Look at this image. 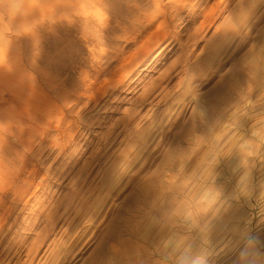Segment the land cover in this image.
Segmentation results:
<instances>
[{
  "label": "rangeland",
  "instance_id": "374dc122",
  "mask_svg": "<svg viewBox=\"0 0 264 264\" xmlns=\"http://www.w3.org/2000/svg\"><path fill=\"white\" fill-rule=\"evenodd\" d=\"M176 1L171 29L159 13L144 31L135 0H0V264H264V0ZM153 24L163 40L127 74ZM93 75L120 88L89 112Z\"/></svg>",
  "mask_w": 264,
  "mask_h": 264
},
{
  "label": "bare ground",
  "instance_id": "6f19581e",
  "mask_svg": "<svg viewBox=\"0 0 264 264\" xmlns=\"http://www.w3.org/2000/svg\"><path fill=\"white\" fill-rule=\"evenodd\" d=\"M143 0H135V7H133L134 8V10H132L133 12H135L136 13V19L138 20V23H139V27L140 28H142L143 30L145 29V28H147V27H149L150 25H151V23L153 22V20H155V18L157 17V15L159 14V13H162L161 15H159V16H162V23H166V26L168 25V26H170V29H171V24L173 23V22H175L176 21V19L171 23V20H169V22L171 23H169L168 21H167V19L169 18V17H167L168 16V14H169V10L171 9V6L172 7H175V5L177 4H179L176 0H169L168 2H166V4H162L161 2H160V0H153V2H152V4H150L149 5V7L147 8V9H145L144 11H142V10H139V9H137V8H139V6L141 5V2H142ZM151 1V0H150ZM204 1V0H203ZM206 1V0H205ZM222 1V0H221ZM225 1V0H224ZM227 1V0H226ZM148 2V1H147ZM177 2V3H176ZM218 2V1H217ZM216 2V3H217ZM228 2V1H227ZM248 2V1H247ZM250 2V1H249ZM99 3V2H98ZM168 3V4H167ZM203 3V2H202ZM215 3V2H214ZM215 3V4H216ZM197 4H199V3H197ZM196 3H195V5H197ZM229 4V3H228ZM246 4V3H245ZM200 5V4H199ZM204 5H206V4H204ZM220 5V4H219ZM219 5L218 6H212L207 12H206V14H205V17L207 18L209 15H211L210 17H212L213 16V13H215L216 12V10H218L219 8ZM105 6V5H104ZM144 6V5H143ZM148 6V5H147ZM209 6V5H208ZM207 6V7H208ZM225 6V5H224ZM247 6V5H246ZM176 7H179V6H176ZM193 7L194 6H192V8L189 10V12H188V14H187V16H189L190 18H192V15H193ZM126 8H128V7H126ZM166 9L167 10V12H165L163 9ZM181 8V7H180ZM204 8V7H203ZM202 8V9H203ZM221 8V7H220ZM224 8V7H223ZM222 8V9H223ZM129 9L130 8H128V10L127 11H129ZM176 8H174V10L173 11H176L175 10ZM207 10V9H206ZM225 10H226V7H225ZM123 11V10H122ZM126 11V12H127ZM131 11V12H132ZM164 11V12H163ZM195 11V10H194ZM229 11V10H228ZM227 11V15L230 13V12H228ZM171 12H172V10H171ZM183 12V11H182ZM175 13V12H174ZM178 13V12H177ZM126 14V13H125ZM129 14V13H128ZM171 14V13H170ZM169 14V15H170ZM172 14H173V12H172ZM179 14H180V12H179ZM127 15V14H126ZM178 15V14H177ZM174 16V15H173ZM231 16H232V14H231ZM230 16V17H231ZM171 17H172V15H171ZM178 17V16H177ZM209 17V19L211 20L212 18H210ZM228 17V16H227ZM176 18V17H175ZM181 18V17H180ZM229 18V17H228ZM158 19V18H157ZM171 19V18H170ZM173 20V19H172ZM157 21V20H156ZM181 21V20H180ZM143 22H145V23H143ZM211 22H213V21H211ZM227 22V21H226ZM161 23V24H162ZM209 23V22H208ZM155 24H156V22H155ZM161 24H159V25H157L156 27L154 26V24H153V26H154V30L153 31H151V32H149L146 36H145V38L143 39V40H141L140 41V43H139V53H135L134 51H131L130 53H129V55L126 57V60L124 61V60H122L124 63L122 64V65H124L125 66V68H126V71H127V74L132 70L131 68H130V66L128 65V63H130L134 58H136L137 57V55L138 54H140L139 55V58L140 57H142V59L143 58H147V56L148 55H150L151 54V52L153 51V49H154V47L156 46L157 47V45L160 43V41L161 40H163V39H160L162 36H164L166 33H165V31L164 32H160L159 31V28H160V26H161ZM176 24V23H175ZM163 25V24H162ZM223 25H224V23H223ZM222 25V26H223ZM229 25V21H228V23H227V26ZM221 26V25H220ZM225 26V25H224ZM105 27H106V25H105ZM176 27V26H175ZM216 27V26H215ZM150 28H151V26H150ZM169 28V27H168ZM218 28H219V26H218ZM217 28V29H218ZM228 28H229V26H228ZM197 29V28H196ZM202 29H203V27H202ZM151 30V29H150ZM197 30H200V28H198ZM93 31V30H92ZM106 31V30H105ZM111 31V30H110ZM145 31V30H144ZM172 31V30H171ZM170 31V32H171ZM192 31H194V30H192ZM88 32V31H87ZM216 33L218 32V31H215ZM141 33H142V31H141ZM171 33H173V31L171 32ZM192 33V32H191ZM219 34H220V32H218ZM221 33H222V31H221ZM136 34V33H135ZM140 34V33H139ZM130 36L129 37H133V36H131V34H129ZM169 35H170V33H169ZM177 35V34H176ZM190 35V34H189ZM224 34L222 33V37H224L223 36ZM95 36H97V35H95ZM111 36V35H110ZM141 36L142 35H140V38H141ZM143 36V37H144ZM227 36V35H226ZM88 37H90V36H88ZM87 37V38H88ZM165 37H167V36H165ZM172 37V36H171ZM173 37H176V36H173ZM220 37H221V35H220ZM86 38V37H85ZM84 38V39H85ZM97 38V37H96ZM127 38V37H126ZM188 38V37H187ZM91 39L92 38H90V41H91ZM158 39H160L159 41H157L156 42V40H158ZM189 40H187L188 42L190 41V43H192V45L194 44H196V43H198V41L201 39V37H200V39H199V31H198V33L197 32H195L194 34H192V36L191 37H189L188 38ZM132 40V39H131ZM138 40H140V39H138ZM89 41V42H90ZM104 41V40H103ZM134 41V40H133ZM179 41V40H178ZM181 41V40H180ZM179 41V42H180ZM93 42H94V40H93ZM137 42V41H136ZM135 42V43H136ZM183 42V41H182ZM179 43V44H183V43ZM92 43V42H91ZM96 43V42H95ZM98 43V42H97ZM101 43V42H100ZM189 45V44H188ZM188 45H187V43L185 44H183V45H181V47H182V52L180 53V60H179V62L178 63H180V64H178L179 65V67L180 68H178V72L180 73V74H185L187 71H188V69L190 68V64L188 63V60L190 59V57L192 56V50H190V48L188 47ZM96 46V45H95ZM99 46V45H98ZM125 46H126V44H125ZM180 46V45H179ZM93 47V46H92ZM91 47V48H92ZM130 50H132V49H130ZM110 51V50H109ZM108 51V52H109ZM113 51V50H112ZM127 52H128V50H126ZM119 52V51H118ZM122 53H123V51H122ZM125 53V52H124ZM123 53V54H124ZM154 53V52H153ZM114 54V53H113ZM120 54V53H119ZM123 54H121V56H123ZM83 56V55H82ZM106 55H104V57H105ZM126 56V55H125ZM150 56H152V55H150ZM103 57V56H102ZM103 57V58H104ZM111 57V56H110ZM102 58V59H103ZM108 58H109V56H108ZM108 58H107V60H108ZM115 58H118V54H116V55H114V57H113V59H115ZM154 58V57H153ZM65 59V58H64ZM106 60V61H107ZM135 60V59H134ZM140 60V59H139ZM59 61H60V59H59ZM63 61V59L59 62V63H63L62 62ZM105 61V60H104ZM149 61H150V59H149ZM65 62V61H64ZM67 62V61H66ZM65 62V63H66ZM99 62V61H98ZM109 62V61H108ZM107 62V63H108ZM119 62H121V61H119ZM135 62V61H134ZM147 62V61H146ZM100 63V62H99ZM106 63V64H107ZM143 63H144V61H143ZM152 63V62H151ZM68 64V63H67ZM145 64V63H144ZM66 65V64H65ZM65 65H63L64 67H65ZM131 65H133V64H131ZM140 65V64H139ZM59 66V65H58ZM62 66V67H63ZM102 65H100V67H101ZM142 66V65H141ZM147 66H148V64H147ZM174 66V65H173ZM176 66V65H175ZM57 67V66H56ZM60 67V66H59ZM94 67V66H93ZM92 67V68H93ZM108 67V66H107ZM114 67H116V66H114ZM113 67V68H114ZM137 67V66H136ZM66 68H68V67H66ZM166 68H168V67H166ZM170 68V67H169ZM173 68V67H172ZM134 69V68H133ZM58 70V69H57ZM59 70H60V68H59ZM168 70V69H167ZM167 70L165 69V71L160 75L159 74V77H158V81L155 79V81H154V83H150L149 85L150 86H147L146 87V89H144V90H147V95H146V93H145V91H144V94L146 95V97L144 98V96H142L144 99L143 100H141L140 98H142V97H140V96H138V97H140V98H136L137 100H139L140 99V103H138V104H143V102H145V99L147 98V97H149V95H151V94H153L154 92L152 91V92H150L149 93V90H151V89H159V90H161V92L163 91V90H165L164 89V84H162L163 82H164V80L165 79H167L168 78V75H169V72H170V69H169V71L167 72ZM92 71H94V70H92ZM102 71H104L103 69H100V68H98V70L96 71L98 74H101L102 73ZM112 71H113V69H112ZM112 71H111V75H112ZM125 71V72H126ZM133 71V70H132ZM131 71V72H132ZM64 72V71H63ZM71 72V71H70ZM69 72V73H70ZM95 72V71H94ZM62 73V72H61ZM119 73V72H118ZM113 74H115V72L113 73ZM120 74V73H119ZM130 74V73H129ZM60 76V75H59ZM94 76V78H91L90 79V81H89V83H88V85H86V84H84L85 85V87H83V89H82V87L81 86H79V87H81V89L84 91V94L86 95V98H87V100L88 101H86V102H83V108H85V109H87V111H93L97 106H99L100 105V103L102 104V103H104V101H103V99H102V97L101 96H98L99 95V92L101 91V90H99V88H103V83H102V81H100V78H101V75H100V78L98 77V76H95V75H93ZM115 77L117 76V75H114ZM66 78L67 77H65V81H66ZM128 78V77H127ZM112 79H113V77H112ZM69 80V79H68ZM72 80V79H71ZM89 80V79H88ZM157 81V82H156ZM181 81H182V79L181 78H179V80H178V82L175 84V85H178L179 83H181ZM99 82H101L99 85H97V83H99ZM104 82V81H103ZM156 82V83H155ZM60 83H61V81H60ZM63 83H65V82H63ZM69 83H72V82H69ZM124 83H125V81H124ZM62 84V83H61ZM67 84V83H66ZM65 84V85H66ZM127 84V83H126ZM63 85V84H62ZM123 85V84H122ZM175 85H173L172 86V88L171 89H173V87L175 86ZM83 86V85H82ZM127 86V85H126ZM117 87H118V85H114V84H111L110 85V87H109V89L108 90H104V88L102 89V91H104V93H106V94H111L112 95V92L113 91H118V89L120 88H118L117 89ZM149 87V88H148ZM54 88V87H53ZM60 88V87H59ZM62 88H64L65 89V87H64V85H63V87ZM124 88V87H123ZM148 88V89H147ZM168 88V87H167ZM78 89V88H77ZM80 89V88H79ZM78 89V90H79ZM81 89L78 91V92H81ZM61 90V89H60ZM120 90H122V89H120ZM62 91V90H61ZM64 91H66L67 92V89L66 90H64ZM101 91V92H102ZM158 91V90H157ZM100 92V93H101ZM120 92V91H119ZM142 92V91H141ZM166 92V91H165ZM121 93V92H120ZM155 93H157V92H155ZM61 94V93H60ZM66 94H69V93H65L64 95V99H65V97L67 96ZM157 94H159V93H157ZM170 94V93H169ZM83 95V94H82ZM82 95H80V96H82ZM141 95H143V94H141ZM60 96H62V98H63V94H61ZM84 96V95H83ZM82 96V97H83ZM105 96V95H104ZM103 96V97H104ZM160 96V95H159ZM170 96V95H169ZM85 97V96H84ZM152 97V96H151ZM67 98V97H66ZM105 98V97H104ZM160 100L161 101H164V103L165 104H167V95H166V93L165 94H161V96H160ZM153 99V98H152ZM77 100V103H78V101H79V98L78 99H76ZM76 100H75V102H76ZM151 102V100H148V102ZM137 102V101H136ZM146 103V102H145ZM155 103V102H154ZM163 103V102H162ZM103 105V104H102ZM140 105V106H141ZM158 105V104H157ZM101 106V105H100ZM69 107V106H68ZM102 107V106H101ZM70 108H72V106L70 107ZM81 108V107H80ZM99 108V107H98ZM97 109V108H96ZM132 109V108H131ZM135 109V108H134ZM136 109H139V108H136ZM152 109V108H151ZM67 110H69V109H67ZM81 110V109H80ZM99 110V109H98ZM148 110V109H147ZM70 112H71V110L70 111H68V113L69 114H67L68 116L69 115H71L70 114ZM77 112V111H76ZM150 113H151V111H149ZM148 112V113H149ZM78 113V112H77ZM130 112L128 111V116L127 115H125V118L122 120V128H123V126L127 129V128H129L128 126L132 123V120L134 121V118L136 117V115H137V111H135V110H133L130 114H129ZM73 115V114H72ZM80 113H79V116L76 114L75 115V119H78V118H80ZM86 115V114H85ZM84 115V116H85ZM89 115V114H88ZM142 115V114H141ZM150 115V114H149ZM148 115V116H149ZM152 115V114H151ZM76 116L78 117V118H76ZM82 116V115H81ZM87 116V115H86ZM127 116V117H126ZM71 117L72 116H69V117H66V116H63L62 117V119H61V121H60V123H65V124H67V123H70V122H73V120L74 119H71ZM83 117V116H82ZM88 117V116H87ZM139 117V116H138ZM152 117V116H151ZM147 118V117H146ZM60 120V119H59ZM85 121H87V119H84ZM84 120H82V121H84ZM153 120H155L154 118H153ZM75 121V120H74ZM84 121V122H85ZM79 122H81V120L79 121ZM138 122V121H137ZM150 122H152L153 123V121H151L150 120ZM83 123V122H82ZM150 124V123H149ZM137 125V124H136ZM56 127H57V129L59 130L58 132H61V133H65V131H66V127H62L61 125H59V123H57L56 125H55ZM131 126V125H130ZM125 128H124V130H125ZM108 131H109V129H108ZM111 131V130H110ZM134 131V130H133ZM106 132V131H105ZM126 133V132H125ZM134 133V132H133ZM59 134V133H58ZM117 134V133H116ZM115 134V135H116ZM128 134H130V133H128ZM135 134V133H134ZM46 135V134H45ZM44 136V135H43ZM47 136V135H46ZM132 136H133V134H132ZM131 136V137H132ZM45 137V136H44ZM103 137V136H102ZM115 137V136H114ZM129 138H130V136H128ZM128 137H127V139H128ZM42 138V137H41ZM135 138V139H134ZM132 140H131V142H128V141H130V140H128L127 142V144L124 146V148L122 147L121 149L122 150H120V154L118 155V157L120 158L119 160H128V158H132L133 156H135L136 154L135 153H132L133 152V149H134V142H136V141H138L139 139H140V137H139V135H138V137L136 136V137H134ZM74 139V138H73ZM104 139H105V137H104ZM75 140V139H74ZM124 140V139H123ZM55 141V140H54ZM109 141V140H108ZM133 141V142H132ZM56 142H57V140H56ZM69 142V141H68ZM124 142V141H123ZM126 142V141H125ZM53 143V142H52ZM65 143H67V142H65ZM65 143H64V145H65ZM113 143V142H112ZM122 143V142H121ZM133 143V144H132ZM55 144V143H54ZM57 144H58V142H57ZM119 144H120V142H119ZM56 145V144H55ZM71 145V144H70ZM53 146V145H52ZM67 146V145H66ZM41 147H43V146H41ZM109 147V146H108ZM44 148V147H43ZM60 148L62 149L63 147H62V144H61V146H60ZM64 149V148H63ZM67 149V148H66ZM68 150V149H67ZM59 151H61V150H59ZM65 152H66V150H65ZM60 153V152H59ZM58 153V154H59ZM63 153H64V151H63ZM100 155V154H99ZM117 157V158H118ZM118 161V160H117ZM118 163V162H117ZM115 165V164H114ZM115 167V166H114ZM83 179V178H82ZM78 180H80V181H83V182H86V180L87 179H83V180H81V179H78ZM72 181H74V180H72ZM82 182V183H83ZM75 184H77V183H75ZM96 184V183H95ZM97 184L99 185V186H102L103 184H104V181H103V179H100L98 182H97ZM79 185V184H78ZM81 185V184H80ZM82 185H84V183L82 184ZM95 186V185H94ZM93 186V187H94ZM96 188H97V185L95 186ZM94 187V189H96ZM93 189V188H92ZM90 191V190H89ZM91 192H93V191H91ZM73 197V196H72ZM71 199V198H70ZM82 204V203H81ZM83 206V205H82Z\"/></svg>",
  "mask_w": 264,
  "mask_h": 264
},
{
  "label": "snow or ice",
  "instance_id": "6c2138e0",
  "mask_svg": "<svg viewBox=\"0 0 264 264\" xmlns=\"http://www.w3.org/2000/svg\"><path fill=\"white\" fill-rule=\"evenodd\" d=\"M2 60H3L2 47H0V63H2Z\"/></svg>",
  "mask_w": 264,
  "mask_h": 264
}]
</instances>
